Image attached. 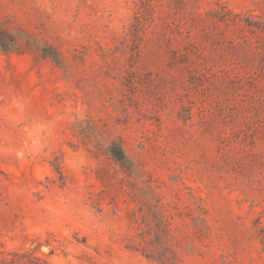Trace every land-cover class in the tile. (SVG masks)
Instances as JSON below:
<instances>
[{"label": "rangeland", "instance_id": "374dc122", "mask_svg": "<svg viewBox=\"0 0 264 264\" xmlns=\"http://www.w3.org/2000/svg\"><path fill=\"white\" fill-rule=\"evenodd\" d=\"M0 264H264V0H0Z\"/></svg>", "mask_w": 264, "mask_h": 264}, {"label": "trees", "instance_id": "16d2710c", "mask_svg": "<svg viewBox=\"0 0 264 264\" xmlns=\"http://www.w3.org/2000/svg\"><path fill=\"white\" fill-rule=\"evenodd\" d=\"M112 155L118 161H123V160L126 159L125 154H124V152L122 151L121 148H115L114 150H112Z\"/></svg>", "mask_w": 264, "mask_h": 264}]
</instances>
